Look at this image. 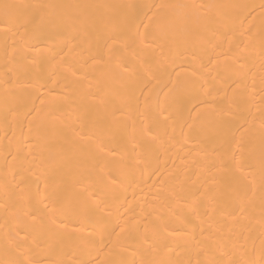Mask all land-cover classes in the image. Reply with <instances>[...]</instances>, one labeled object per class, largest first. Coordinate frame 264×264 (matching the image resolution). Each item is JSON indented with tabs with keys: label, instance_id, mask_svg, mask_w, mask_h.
<instances>
[{
	"label": "bare ground",
	"instance_id": "obj_1",
	"mask_svg": "<svg viewBox=\"0 0 264 264\" xmlns=\"http://www.w3.org/2000/svg\"><path fill=\"white\" fill-rule=\"evenodd\" d=\"M264 264V0H0V264Z\"/></svg>",
	"mask_w": 264,
	"mask_h": 264
},
{
	"label": "snow or ice",
	"instance_id": "obj_2",
	"mask_svg": "<svg viewBox=\"0 0 264 264\" xmlns=\"http://www.w3.org/2000/svg\"><path fill=\"white\" fill-rule=\"evenodd\" d=\"M9 264H21V262L10 261ZM33 264H34V262H33Z\"/></svg>",
	"mask_w": 264,
	"mask_h": 264
}]
</instances>
